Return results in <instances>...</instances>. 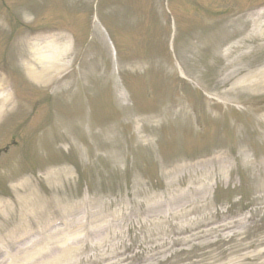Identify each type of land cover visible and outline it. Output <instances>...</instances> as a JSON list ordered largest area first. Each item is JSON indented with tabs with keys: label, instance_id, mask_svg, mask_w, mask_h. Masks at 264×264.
<instances>
[{
	"label": "rangeland",
	"instance_id": "1",
	"mask_svg": "<svg viewBox=\"0 0 264 264\" xmlns=\"http://www.w3.org/2000/svg\"><path fill=\"white\" fill-rule=\"evenodd\" d=\"M2 1L9 10L0 8L1 19L21 17L22 22H29L30 29L67 32L82 48L78 49L71 89L61 93L50 90L54 102L48 98L53 112H50L52 109L44 111L46 118L44 115L43 124L36 126L34 120L29 123L30 128L35 130L30 140L28 134L24 135L23 148L15 158L21 161L0 163V198L11 200L13 204L15 197L12 199L10 186L27 175L35 180L30 189L37 191L43 199L60 191L61 196L68 199L69 206L76 209L81 200L87 197L92 198L93 202L111 203L107 205L109 209L105 217H100L103 210L94 208L90 218V225L104 234L105 240L101 241L96 233L88 235L86 249L79 254H70L65 264H264V133L259 140L254 136L259 132L251 122L249 126L242 124V127H238L252 110L248 106L246 114L235 112L220 118V126L225 130L229 128L225 124L228 118L224 122L223 117L229 115V118L233 116L236 119L233 124L237 127L234 128L236 132L230 130V138L237 140L236 146L209 144L208 139L200 149L198 142L191 146L188 137L192 138L196 123L190 120L187 105L193 107L196 116V109L203 112L202 104L205 102L198 94L203 86H194L181 76L180 81L178 74L181 75V70L179 72L176 64L170 69L171 72L166 68L164 45L169 32L160 25L165 12H154L158 7L154 0ZM195 1H201L205 9L200 10ZM241 1L165 0L164 9L173 21L171 32L175 51H200V60L208 66L217 46L229 34L222 29L220 21L203 20L209 19L214 10L231 7L233 3L240 5ZM26 12L31 18L25 16ZM96 15L119 57L123 58L118 59L125 74L117 72L112 45L104 30L98 27L99 22L93 18ZM96 30L101 33V38ZM24 32L18 27L15 29L17 36ZM7 36V32L0 27V59L13 67L21 80L20 90L29 95L26 99L29 104L31 100L41 98L38 97L42 94L41 90L47 88L26 79L23 73L25 62L20 59L16 48L3 51L4 37ZM87 48H94L90 50L93 52L90 57L95 59L90 60L99 69L98 75L91 79V85L85 77L88 66L81 61L82 58L88 59V56L83 57V51ZM107 55H111L110 60H107ZM132 56L136 60L134 62L142 64L145 71L141 69L139 74L132 75L125 61L131 60ZM212 78L214 75L210 72L208 80ZM209 81L207 84L213 87L215 81H211L212 85ZM26 85L35 88L31 90ZM108 85L114 92V98ZM118 86L127 89L130 96L120 99L116 95ZM245 96L255 97L250 94ZM236 99L242 103L249 102L241 94ZM149 104H152L151 108L147 107ZM180 104L187 110V115L179 113L173 116V109ZM170 107L172 111L169 113ZM114 109L118 110L119 120L115 117ZM39 110L42 112L43 107H39ZM145 110H149L148 113H144ZM156 112L163 114V125L153 130L148 129L150 126L143 129L141 135L150 131L153 135L151 145L147 146L140 141L137 127L145 123L151 125L149 120L157 115ZM189 121L193 125L188 126ZM200 121L205 122V118L201 116ZM204 122L202 124L206 127ZM55 123L59 124L57 128ZM61 124L67 128L61 130V137L57 139ZM107 124L112 125L110 127L116 133V146L109 152L105 145L101 149L97 145L110 142V136L104 131ZM71 127H74L73 133L69 132ZM171 129L174 131H171L172 138L168 144L165 135L166 130ZM217 131H221L219 126ZM198 139L204 142L206 138ZM212 139L220 141L215 136ZM7 140L9 135L0 141V145L6 144ZM240 145L245 147L242 149ZM222 148L230 155L231 169H221L215 160L218 155L225 154ZM212 154V159H205ZM187 163L189 167L185 170ZM64 168L71 172L70 182L54 185L47 178L39 180L37 176L39 172ZM173 171L172 176L166 175V172ZM206 172L210 176L202 181L207 180V194L196 196L193 177ZM85 183L88 188L84 187ZM228 195L233 197L230 203ZM17 208L13 206L14 210ZM78 210V215L72 216V219L84 221L86 211L81 213V209ZM251 215L255 220L247 226L222 227ZM15 227L6 233L18 237L13 232ZM53 237L42 239V247L53 248ZM58 237L60 240L67 239L60 233ZM10 252L14 254V248ZM53 255L50 254L51 257Z\"/></svg>",
	"mask_w": 264,
	"mask_h": 264
},
{
	"label": "bare ground",
	"instance_id": "2",
	"mask_svg": "<svg viewBox=\"0 0 264 264\" xmlns=\"http://www.w3.org/2000/svg\"><path fill=\"white\" fill-rule=\"evenodd\" d=\"M231 39L228 45L223 46L224 43H222L218 53L214 55L212 67L218 71V80L212 90L216 92L220 90L221 98L225 102L232 101L240 94L264 96V10L237 19ZM28 49L30 50H28L26 72L31 80L45 86L56 85L54 89L57 92H64L71 88L74 77L69 74V70L72 69L69 60L74 49L67 37L54 36L51 37V41L39 45L33 43L28 46ZM90 59L95 58L90 57ZM88 67L85 73L86 78L93 76L95 72L93 66ZM130 67L138 71L141 65L135 63ZM195 77L201 78L196 71ZM122 95L124 94L120 93V98H123ZM8 101V96L0 94V111ZM153 119L154 124L159 123V116ZM143 128L142 125L139 139L147 143L150 137L141 135ZM108 135L110 136L109 150L112 151L113 146H116L114 143L116 134L113 129H110ZM173 174L174 172H166L167 176ZM200 175L203 173H198L196 176ZM47 180L54 185H60L64 181L70 182L71 172L64 168L49 174ZM31 186L33 187V182L28 179L22 180L14 186L15 203L8 201L0 203V264L4 262L6 264H65L70 254H79L86 249L88 235L96 233L101 241L105 240L104 234L99 233L95 226L90 225L91 211L95 207V202L90 197L82 199L79 203L81 213L86 211V215L83 214L85 220L75 221L72 216H77L79 210L67 205L68 199L61 196L60 191L53 193L52 197L43 199L37 191L30 189ZM203 188L205 190L206 187L203 186ZM14 205L18 207L15 210ZM102 209L104 210L101 206L99 210ZM57 222H62L66 229L58 227L47 236L40 235V237L30 239L34 230L52 229ZM12 227H15L13 229L15 234L19 235L18 237L6 233ZM58 233L68 238L60 240ZM45 237L55 239L53 248L42 247V239ZM28 240L29 242L26 243ZM20 241H25V243L21 244V247H16ZM15 247V253L12 254L10 250ZM52 253H54L53 257L50 256Z\"/></svg>",
	"mask_w": 264,
	"mask_h": 264
}]
</instances>
